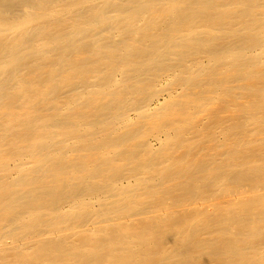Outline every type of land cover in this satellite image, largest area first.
<instances>
[{
	"label": "bare ground",
	"instance_id": "bare-ground-1",
	"mask_svg": "<svg viewBox=\"0 0 264 264\" xmlns=\"http://www.w3.org/2000/svg\"><path fill=\"white\" fill-rule=\"evenodd\" d=\"M0 264H264V0H0Z\"/></svg>",
	"mask_w": 264,
	"mask_h": 264
}]
</instances>
